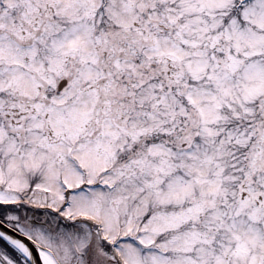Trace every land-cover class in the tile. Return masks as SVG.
Here are the masks:
<instances>
[{"label": "snow or ice", "instance_id": "obj_1", "mask_svg": "<svg viewBox=\"0 0 264 264\" xmlns=\"http://www.w3.org/2000/svg\"><path fill=\"white\" fill-rule=\"evenodd\" d=\"M0 264H264V0H0Z\"/></svg>", "mask_w": 264, "mask_h": 264}]
</instances>
